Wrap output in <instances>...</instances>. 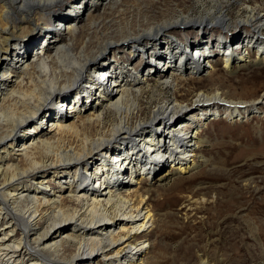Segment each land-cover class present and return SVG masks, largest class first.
Listing matches in <instances>:
<instances>
[{"label": "bare ground", "instance_id": "obj_1", "mask_svg": "<svg viewBox=\"0 0 264 264\" xmlns=\"http://www.w3.org/2000/svg\"><path fill=\"white\" fill-rule=\"evenodd\" d=\"M62 1L0 0V264H145L157 232L142 183L164 160L187 172L195 166L189 160L204 159L195 145L202 142L195 140L197 127L184 132L190 119L212 105L231 115L246 109L245 100L226 99L218 90H197L189 98L178 90L159 98L161 91L182 84V68L185 75L204 73L199 83L211 79L215 51H225L222 67L233 72L264 64V14L246 6L247 14L233 22L224 0L203 16L180 8L160 21L144 16L133 25L131 17L100 32L93 21L76 47L79 13L98 0H72L55 10ZM49 21L60 33L46 27ZM190 23L250 28L243 38L205 33L196 43L185 33ZM168 27L183 31L184 43L163 32ZM41 33L36 49L40 41L34 44V38ZM253 44L257 56L245 64ZM144 56L150 60L139 72L124 63ZM171 57L180 61L176 68ZM163 63L167 72L157 69ZM92 95L94 102L88 100ZM263 100L264 94L255 93L249 102ZM192 107L197 109L182 116ZM200 258L199 264H211L206 253Z\"/></svg>", "mask_w": 264, "mask_h": 264}, {"label": "rangeland", "instance_id": "obj_2", "mask_svg": "<svg viewBox=\"0 0 264 264\" xmlns=\"http://www.w3.org/2000/svg\"><path fill=\"white\" fill-rule=\"evenodd\" d=\"M70 1L72 0H63L55 10L67 7ZM223 1L98 0L90 10L79 13L82 17V27L75 46H80L87 39L88 28L93 21L99 24L100 32L131 17L133 25L144 22V16H147L148 22L151 23L160 21L175 15L180 8L184 12L190 10L194 15L203 16L205 9ZM223 5H226V12L233 17L231 20L233 22H237L239 16L247 14L246 6H253L257 14H264V0H229V4L224 2ZM46 27L56 33L61 31L55 27L53 21H49ZM249 28L248 25L235 24L229 29L217 25L197 26L193 23L184 26L187 39L196 43L200 42V38L202 41L205 40L203 37L205 33L208 35L210 33L212 39L222 37L221 40H228L239 33L243 38L244 33L249 32ZM163 32L173 33L180 43H184L183 31L168 27ZM262 32L264 33V29ZM38 35L34 38V44L43 36L42 33L41 36ZM41 43L42 41L37 44L36 49L40 48ZM255 46V44L248 46L247 57L243 61L245 64H249L257 56ZM110 54L111 51L106 56ZM223 54L225 51L224 53L215 51L210 59L209 63L215 69L212 80L199 83L200 79L206 77L204 73L185 75L184 72L188 70L182 68L179 71L184 75L180 79L182 84L176 90L171 86L162 90L159 96L170 98L178 90L176 92L178 96L189 98L197 90L206 92L218 90L226 99L245 100L246 109L245 111L240 109L231 115L224 108L214 111L215 107L212 105L213 108L190 119L192 125L184 126V132L186 127L192 128L190 132L197 127L195 140L202 139V142H196L195 145L198 144L204 159L194 157L193 161L189 160L188 162L190 164L194 162L195 166L187 172L171 169L170 162L164 160L146 178V183H142L148 190L146 202L155 214L157 232V237H152L155 244L152 251L145 254V264H199L203 253L207 254L211 264H264V100L256 105L249 102L255 93L264 94V64L249 65L233 72L222 67ZM148 60L149 57L144 56L141 62H134L132 58L124 63L137 66L136 70L139 72L143 67V61ZM169 60L174 68L176 64H180V61L173 57ZM164 64L157 69L167 72ZM168 74L170 75L169 72L166 73L167 76ZM175 74L174 72L173 76ZM189 77L193 79L190 80ZM71 89L74 91L75 88ZM92 96L93 98L88 99L90 102H94V96L97 95ZM196 109L197 107L185 109L182 116L187 117ZM158 122L159 126L163 125L161 120ZM45 126L46 120L42 124V127ZM153 126L155 125L149 127ZM163 128L160 126L157 129L161 132ZM166 149L169 151L171 148L167 145ZM180 159L179 164L183 163V158ZM116 168L119 173L123 171L119 165ZM160 175L162 177H159ZM122 181L125 185H131L128 179ZM92 185L95 186L94 182ZM78 263L77 260L74 262Z\"/></svg>", "mask_w": 264, "mask_h": 264}]
</instances>
